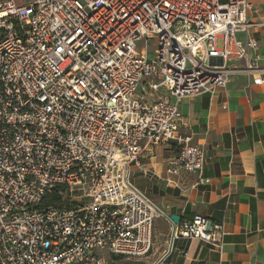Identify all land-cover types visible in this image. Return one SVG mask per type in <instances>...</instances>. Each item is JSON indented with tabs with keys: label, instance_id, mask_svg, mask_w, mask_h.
Masks as SVG:
<instances>
[{
	"label": "built area",
	"instance_id": "1",
	"mask_svg": "<svg viewBox=\"0 0 264 264\" xmlns=\"http://www.w3.org/2000/svg\"><path fill=\"white\" fill-rule=\"evenodd\" d=\"M251 7L0 0V264H108L104 252L142 258L157 217L172 223V245L197 238L223 247L222 225L207 217L174 223L136 186L133 164L146 146L175 142L167 172L203 171L208 155L181 134L180 103L235 74L264 85L251 33L264 17L252 20ZM55 189L57 205L49 203Z\"/></svg>",
	"mask_w": 264,
	"mask_h": 264
},
{
	"label": "crops",
	"instance_id": "2",
	"mask_svg": "<svg viewBox=\"0 0 264 264\" xmlns=\"http://www.w3.org/2000/svg\"><path fill=\"white\" fill-rule=\"evenodd\" d=\"M249 2L250 18L264 17V0ZM251 33L263 55L264 27ZM180 104L181 134L208 155L203 171L169 174L167 160L177 150L170 142L146 146L133 164L132 178L170 216L179 215V221L202 215L212 225H222L223 247L197 238L176 239L172 245V223L157 217L152 251L126 258V264H264V85L235 74L226 87Z\"/></svg>",
	"mask_w": 264,
	"mask_h": 264
},
{
	"label": "rangeland",
	"instance_id": "3",
	"mask_svg": "<svg viewBox=\"0 0 264 264\" xmlns=\"http://www.w3.org/2000/svg\"><path fill=\"white\" fill-rule=\"evenodd\" d=\"M221 44H222V43L219 42V45H220V46H221ZM150 45H151V46H150V48H151V53H150V55L152 56L153 53H154V52H153L154 44H153L152 41H150ZM141 88H142V85H141L140 88H139V91H140V92H142ZM160 90H161L160 93H161L162 95H164V92L167 91L164 87H161ZM166 93H167V92H166ZM167 96H170V93H168ZM157 97H158V96H157V93H154L153 95H150V94H149V97H148V98H149V101L152 102L153 100L157 99ZM132 180H133V178H132ZM105 256H107L108 259L110 258L111 260H112V259H113V260H114V259L117 260V261H116V260H115V261L112 260L111 262L108 261V264H126V263L128 262V259H126V258L134 259V257H129V256L125 257V256L116 255V254H112V255H111V254H109V253H105ZM119 257H124L126 260L121 261V260H119ZM114 262H116V263H114Z\"/></svg>",
	"mask_w": 264,
	"mask_h": 264
},
{
	"label": "trees",
	"instance_id": "4",
	"mask_svg": "<svg viewBox=\"0 0 264 264\" xmlns=\"http://www.w3.org/2000/svg\"><path fill=\"white\" fill-rule=\"evenodd\" d=\"M177 145V144H176ZM179 146L177 145V150L176 153L179 151ZM60 189H55V191L52 194V199L50 200V204L57 205V203L60 201V194H59ZM122 256V255H120Z\"/></svg>",
	"mask_w": 264,
	"mask_h": 264
},
{
	"label": "water",
	"instance_id": "5",
	"mask_svg": "<svg viewBox=\"0 0 264 264\" xmlns=\"http://www.w3.org/2000/svg\"><path fill=\"white\" fill-rule=\"evenodd\" d=\"M171 219L173 220L174 223H178L180 220V216L177 214H171Z\"/></svg>",
	"mask_w": 264,
	"mask_h": 264
}]
</instances>
